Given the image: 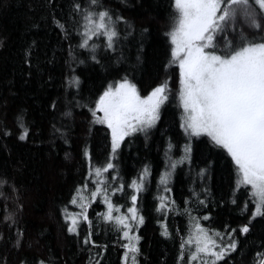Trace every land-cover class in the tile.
I'll use <instances>...</instances> for the list:
<instances>
[{"label":"trees","instance_id":"16d2710c","mask_svg":"<svg viewBox=\"0 0 264 264\" xmlns=\"http://www.w3.org/2000/svg\"><path fill=\"white\" fill-rule=\"evenodd\" d=\"M103 2L123 11L134 26L133 35L122 41L126 59L120 63L112 61L113 54L104 55L103 49L100 50L101 64L71 61L69 41L61 35L53 18L64 22L62 18L71 11L72 0H0V129L7 127L13 133L11 137H0V178L17 189L12 193L7 186L0 188L3 193L0 195V264L5 261L19 264L21 260L35 264L37 259L47 264H95L96 261L121 264L123 249L118 233L113 224H105L97 216L104 211L102 203L93 202L88 209L95 247L83 242L90 230L87 223H81L79 235L67 233L61 210L67 207L69 211H78L68 204L70 193L78 184L91 187V181L84 179L87 175L84 148L89 149L94 162L102 161L107 153V129L91 124L88 108L78 107L77 101L94 106L104 88L126 73L142 94H147L150 87L166 76L172 77L170 100L162 109V119L147 140L142 134L130 138L131 143L123 145L118 162L125 181L135 178L145 164L151 169V175L146 178L147 191L141 197L145 223L137 233L142 237L140 264H178L181 237L187 235L190 226L184 201L192 200V190L200 193L201 198H204V185L209 190L207 207L194 200L189 205L193 217L210 214V220L201 221L205 227L224 231L227 224L238 232L250 216V211L241 210L245 203L251 204L243 188L236 193L238 204L231 203L235 181L231 158L207 136L193 137L191 165L178 166L171 179L173 191L169 198L177 204V209L165 220L171 236L160 235L157 218H165L158 217L153 207L158 177L166 161L165 146L170 141L174 145V158H179L180 148L186 142L179 127L180 109L175 98L178 68L171 66L167 72L163 68L170 53L165 32L173 12L172 0H128L126 7L119 0ZM145 28L147 32L143 31ZM228 32L231 34L232 29ZM78 39L73 32L72 44ZM75 51L79 59L87 55L82 50ZM72 68L80 77L78 90L65 87V77L71 74ZM53 101L55 109L51 107ZM18 112L25 114L30 128V135L23 142L16 139ZM65 112L72 115L66 117ZM54 128H61L63 135ZM202 167L208 169L203 178L197 175ZM113 200L121 205V212L126 210L123 207L128 203L126 196L117 193ZM5 205L9 213H14L11 229L3 220ZM18 228L23 231L19 249L11 243ZM238 240V250L232 254L235 264H252L255 251L264 243V218L253 220L250 232L238 236ZM101 252L102 255H97Z\"/></svg>","mask_w":264,"mask_h":264},{"label":"snow or ice","instance_id":"6c2138e0","mask_svg":"<svg viewBox=\"0 0 264 264\" xmlns=\"http://www.w3.org/2000/svg\"><path fill=\"white\" fill-rule=\"evenodd\" d=\"M119 2L122 6L128 5V0ZM171 8L173 12L165 32L170 53L163 68L165 72L171 66L178 68L175 98L180 109L179 127L186 142L180 148L179 158L173 156L174 145L170 141L166 143V161L158 177L153 211L158 217L165 218H157L160 235L170 238L171 232L165 220L177 209L176 201L169 198L173 191L171 179L178 166L191 165L192 138L207 136L214 146L222 148L231 158L235 171L231 203L238 204L236 193L243 188L251 204L245 203L241 210L250 211V216L247 223L239 226L238 232L227 224L224 231L205 227L201 221L210 220V214L193 217L189 205L194 200L207 207L209 190L204 185V198L192 190V200L184 201L190 226L187 235L181 237L177 260L178 264H235L232 254L238 250V236L248 234L252 221L257 217L264 218V0H172ZM62 19L64 22L54 17L53 22L69 41L68 55L73 63L91 61L101 64V49L104 55L113 54L111 59L114 63L126 59L122 41L133 35L134 26L123 11L110 8L103 0H72L71 11ZM229 28L232 29L231 34ZM73 32L79 38L75 44H72ZM76 49L87 54L84 59H79ZM25 63L29 61L25 60ZM171 79V76H166L150 87L147 94H142L137 83L126 73L104 88L95 99L94 106L81 105L77 101L78 107L88 108L91 124L103 125L107 129V153L102 161L94 162L89 149L84 148L83 157L87 165L84 179L91 181V187L88 184L75 186L68 204L78 211L64 207L61 215L70 235H79L81 223H87L90 230L83 242L95 247L88 209L93 202L102 203L104 211L97 216L105 224L114 225L123 249L121 264H140L142 237L137 233L145 223L141 197L147 191L146 178L151 175V169L145 164L135 178L125 181L118 170V162L123 145L131 143L130 138L142 134L147 140L162 119V109L170 100ZM80 83V77L72 68L71 74L65 77L66 89L78 90ZM51 107L56 108L55 101ZM64 115L67 117L72 113L65 112ZM15 127L16 139L25 141L30 128L23 112L16 114ZM54 131L63 135L61 128H54ZM12 135L7 127L0 129V137ZM207 174L206 167L197 173L201 178ZM5 186L12 193L17 192L14 185H8L5 179L0 178V188ZM117 193L127 197L123 212L121 205L113 200ZM4 213L3 220L11 229L15 223L14 213H9L7 205ZM22 236L23 231L18 228L15 240L11 241L13 247L19 249L22 246ZM97 255H102V252ZM19 264L27 262L21 260ZM35 264L47 262L37 259ZM252 264H264V243L255 251Z\"/></svg>","mask_w":264,"mask_h":264}]
</instances>
